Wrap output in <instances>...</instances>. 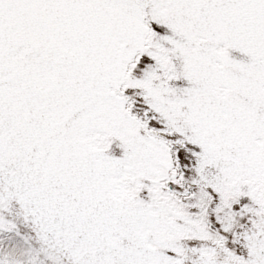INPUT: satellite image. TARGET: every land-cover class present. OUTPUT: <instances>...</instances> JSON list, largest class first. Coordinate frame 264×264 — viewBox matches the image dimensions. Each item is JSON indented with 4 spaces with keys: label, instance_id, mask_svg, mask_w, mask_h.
I'll return each mask as SVG.
<instances>
[{
    "label": "snow or ice",
    "instance_id": "6c2138e0",
    "mask_svg": "<svg viewBox=\"0 0 264 264\" xmlns=\"http://www.w3.org/2000/svg\"><path fill=\"white\" fill-rule=\"evenodd\" d=\"M0 264H264V0H0Z\"/></svg>",
    "mask_w": 264,
    "mask_h": 264
}]
</instances>
